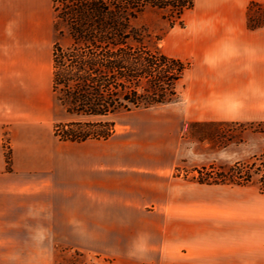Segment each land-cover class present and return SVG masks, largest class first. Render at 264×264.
Listing matches in <instances>:
<instances>
[{
	"label": "crops",
	"instance_id": "obj_1",
	"mask_svg": "<svg viewBox=\"0 0 264 264\" xmlns=\"http://www.w3.org/2000/svg\"><path fill=\"white\" fill-rule=\"evenodd\" d=\"M182 20L162 51L190 63L178 100L63 141L53 1L0 0V264H53L78 237L144 239L170 264H264V193L182 174L196 165L190 124L264 123V0H194Z\"/></svg>",
	"mask_w": 264,
	"mask_h": 264
},
{
	"label": "trees",
	"instance_id": "obj_2",
	"mask_svg": "<svg viewBox=\"0 0 264 264\" xmlns=\"http://www.w3.org/2000/svg\"><path fill=\"white\" fill-rule=\"evenodd\" d=\"M52 1L55 18L66 24L70 39L65 48L58 41L53 45L52 91L67 115L75 118L54 127L59 140L107 138L113 128L90 130L106 124L104 117L178 100L177 85L190 63L149 48L133 21L151 7L169 9L165 18L170 27L182 26V15L193 7L194 0ZM83 126L88 129L80 131L78 127ZM244 167L236 162L214 178L203 173L206 169L202 167L197 181L246 184L250 175L242 172Z\"/></svg>",
	"mask_w": 264,
	"mask_h": 264
},
{
	"label": "rangeland",
	"instance_id": "obj_3",
	"mask_svg": "<svg viewBox=\"0 0 264 264\" xmlns=\"http://www.w3.org/2000/svg\"><path fill=\"white\" fill-rule=\"evenodd\" d=\"M57 9L60 10V6ZM168 13L169 9L147 7L133 21V26L140 31L143 42L149 48H158L163 52L168 50L171 28L165 18ZM55 28L58 32V42L63 48L67 47L70 39L66 24L61 19H56ZM163 107L156 106L149 114L137 109L109 115L102 119L106 124L100 128L92 127L90 130L113 128L114 132L120 131L126 128L130 121L153 117L155 111H160ZM73 120L75 118L67 115L64 106L55 100L52 108V130L57 124ZM78 129L84 131L88 128L83 126ZM183 137L184 144L194 150L196 163L195 166L184 167L183 176L197 181L198 172L205 167L203 173H209L214 178L239 162L245 165L242 172L250 175V182L246 185H255L264 193V123L190 124ZM234 175H237V171ZM211 180L213 179L210 178ZM223 184L234 185L227 182ZM144 241L118 237L68 238L66 246L56 248L53 264H170L152 250L146 252Z\"/></svg>",
	"mask_w": 264,
	"mask_h": 264
}]
</instances>
